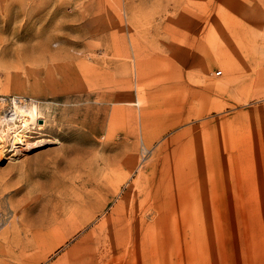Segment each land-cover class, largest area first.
<instances>
[{"label": "rangeland", "instance_id": "1", "mask_svg": "<svg viewBox=\"0 0 264 264\" xmlns=\"http://www.w3.org/2000/svg\"><path fill=\"white\" fill-rule=\"evenodd\" d=\"M0 264H264V0H0Z\"/></svg>", "mask_w": 264, "mask_h": 264}, {"label": "bare ground", "instance_id": "2", "mask_svg": "<svg viewBox=\"0 0 264 264\" xmlns=\"http://www.w3.org/2000/svg\"><path fill=\"white\" fill-rule=\"evenodd\" d=\"M15 109L17 113L7 116L5 125L3 127L1 134L3 141V143H1L2 146H4L5 143H10L11 147H15L16 144L18 145V144L26 143L28 132L31 130V127L28 125L24 113L21 111V107L15 105ZM32 127L36 128V126H32ZM41 143L43 142H33V144L31 145H41ZM12 149L14 150V148Z\"/></svg>", "mask_w": 264, "mask_h": 264}, {"label": "crops", "instance_id": "3", "mask_svg": "<svg viewBox=\"0 0 264 264\" xmlns=\"http://www.w3.org/2000/svg\"><path fill=\"white\" fill-rule=\"evenodd\" d=\"M76 254H77V256H76L75 261L80 260L84 257V255L82 253H79V251H77ZM70 263H72V261H70Z\"/></svg>", "mask_w": 264, "mask_h": 264}, {"label": "built area", "instance_id": "4", "mask_svg": "<svg viewBox=\"0 0 264 264\" xmlns=\"http://www.w3.org/2000/svg\"><path fill=\"white\" fill-rule=\"evenodd\" d=\"M220 72H218L217 74H219Z\"/></svg>", "mask_w": 264, "mask_h": 264}]
</instances>
